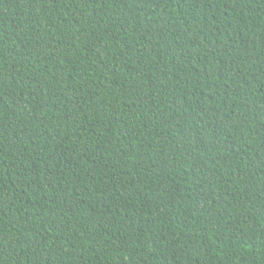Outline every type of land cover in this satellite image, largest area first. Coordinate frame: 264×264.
<instances>
[{
	"label": "trees",
	"instance_id": "trees-1",
	"mask_svg": "<svg viewBox=\"0 0 264 264\" xmlns=\"http://www.w3.org/2000/svg\"><path fill=\"white\" fill-rule=\"evenodd\" d=\"M0 264H264V0H0Z\"/></svg>",
	"mask_w": 264,
	"mask_h": 264
}]
</instances>
